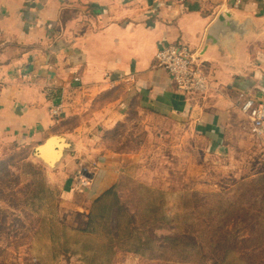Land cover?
<instances>
[{"label":"crops","instance_id":"obj_1","mask_svg":"<svg viewBox=\"0 0 264 264\" xmlns=\"http://www.w3.org/2000/svg\"><path fill=\"white\" fill-rule=\"evenodd\" d=\"M223 7L264 15V0H0V145L24 147L29 158L50 136L75 139L78 152L62 166L59 188V204L72 213L120 174L138 170L142 153L124 158L99 141L100 131L125 122L133 107L151 129L184 128L183 137L195 136L212 165H220L254 138L245 118L229 114L248 98L264 102V40L244 48L252 66L245 80L199 60L219 95L177 90L154 58L171 45L197 52ZM261 132L264 142V124ZM88 171L90 183L78 190V175Z\"/></svg>","mask_w":264,"mask_h":264},{"label":"rangeland","instance_id":"obj_2","mask_svg":"<svg viewBox=\"0 0 264 264\" xmlns=\"http://www.w3.org/2000/svg\"><path fill=\"white\" fill-rule=\"evenodd\" d=\"M90 108L87 117L94 118ZM183 129L175 124L165 130L159 127L151 129L140 121L133 107L125 122L107 133L100 131L99 141L107 150L124 158L142 153L138 170L118 177L166 194L200 195L201 220H209L208 215L212 211L218 213L216 222L222 223L231 213L239 215L237 218L247 215L248 219L244 220L228 219L231 238L237 245L236 233L249 228L259 236V241L253 247L249 245L248 250L259 248L262 251L264 142L259 140L261 137L252 131L255 139H251V145L235 147V151L228 153L220 165H212L215 163L204 154L203 144L195 136L184 133L183 137ZM27 153L26 148L15 144L0 145V264H34L35 261L36 264H88L90 255L80 254L78 246L68 245L67 255L54 256L58 240H52L51 230L60 216L69 227L84 226L90 205L84 206L81 213L68 212L59 202L57 206L64 173H46L30 158L26 160ZM193 199L189 196L186 202ZM156 236L161 237L159 241L144 239L143 257L120 253L112 264L200 262L195 258L196 248L169 239L166 237L169 232L158 231ZM237 261V254L227 253L223 264H239Z\"/></svg>","mask_w":264,"mask_h":264},{"label":"trees","instance_id":"obj_3","mask_svg":"<svg viewBox=\"0 0 264 264\" xmlns=\"http://www.w3.org/2000/svg\"><path fill=\"white\" fill-rule=\"evenodd\" d=\"M35 169L42 171L39 167ZM187 194L190 195L166 194L120 176L111 188L92 200L84 226L69 227L58 217L57 225L51 230L52 240H58L54 256L67 255L69 246H78L80 254L90 255L88 264H112L120 253L143 257L144 239L159 241L161 237L156 232L167 231L169 239L196 248L198 264H223L227 253L232 252L238 255L239 264H264V244L262 251L247 248L259 241L251 229L236 233L239 248L231 238L228 219L244 220L248 219L247 215L237 218L239 215L231 213L222 223L216 222L218 213L212 211L207 214L209 220H201L200 195ZM189 196H193L192 202H186ZM58 202L57 199V206ZM207 212L210 213L208 209Z\"/></svg>","mask_w":264,"mask_h":264},{"label":"water","instance_id":"obj_4","mask_svg":"<svg viewBox=\"0 0 264 264\" xmlns=\"http://www.w3.org/2000/svg\"><path fill=\"white\" fill-rule=\"evenodd\" d=\"M262 40L264 15L223 7L205 29L194 59L211 60L219 66L221 73L245 80L252 73V66L247 62L244 48L251 42ZM77 152V141L70 135H55L33 148L29 158L45 172L58 174Z\"/></svg>","mask_w":264,"mask_h":264},{"label":"built area","instance_id":"obj_5","mask_svg":"<svg viewBox=\"0 0 264 264\" xmlns=\"http://www.w3.org/2000/svg\"><path fill=\"white\" fill-rule=\"evenodd\" d=\"M176 3H184L187 0H170ZM195 52L185 46L171 45L159 51L154 58V67L169 73L177 90L184 93L220 94V88L212 83L208 71L199 60L194 59ZM53 115H57L54 112ZM230 117L245 118L252 127L255 135L261 137V128L264 124V102L254 98H248L242 103L235 105L230 111ZM102 164L97 163L95 171L101 170ZM91 172H84L76 179L78 190L87 187L90 183Z\"/></svg>","mask_w":264,"mask_h":264}]
</instances>
